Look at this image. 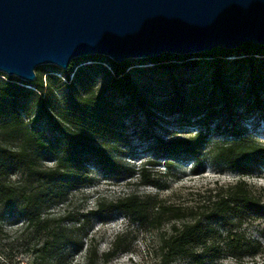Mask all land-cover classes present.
I'll use <instances>...</instances> for the list:
<instances>
[{
  "label": "trees",
  "instance_id": "obj_1",
  "mask_svg": "<svg viewBox=\"0 0 264 264\" xmlns=\"http://www.w3.org/2000/svg\"><path fill=\"white\" fill-rule=\"evenodd\" d=\"M234 55L241 57L228 59ZM263 55V45L244 43L235 50L216 47L194 55L165 53L147 58L145 61L158 69L191 68L200 60L210 66V77L203 89L196 83L187 88L173 78L171 90L159 99L134 80L128 60L115 63L101 55L84 56L104 69L103 64H108L105 86L93 90L77 71L70 77L73 59L62 75L67 105L61 108L54 86L55 80L61 78L35 71L36 78L29 83L34 87L29 91L35 103L32 113L22 104L23 86L11 82L17 79L0 77V220L10 216L19 223L16 236L0 247V264H70L71 252L81 250L85 253L84 264H97L93 237L79 236L88 214L53 217L47 212L62 196L59 187L88 182L89 164L116 175L127 172L140 185L163 188L149 172L148 166L155 164L153 160L136 169L129 168L111 149L113 146L93 141L112 132L109 118L118 108L115 98L123 101L119 109L139 110L149 123L156 122L157 117L177 115L180 122L200 127L180 137L153 135V158L162 159L164 166L169 168L175 160L191 159L192 172L198 173L210 162L235 171L238 178L225 186L205 188L200 194L204 203L189 210L165 204L155 196L130 193L113 201L98 200L96 208L89 212L111 216L120 211L140 225L161 224L165 218L173 220L169 232L159 237L160 256L154 264H171L177 257L188 258L192 264H212L224 253L234 259L264 254V242L247 239L242 229L247 218L263 214L259 196L242 177L264 164V142L247 134L240 125L244 118L240 110L264 107V103H258V93H253L256 83L264 81ZM231 63H237L234 71H230ZM236 72L246 75V94L252 97V103L244 101ZM40 121L46 134L38 130ZM212 127L222 134L220 138H213ZM42 157L49 158L51 164H44ZM65 220L72 223L71 227L62 224ZM5 231L0 221V233ZM16 241H23L26 247L31 245L25 262L13 249ZM118 241L119 237L115 238L113 249L102 254L104 261L114 254Z\"/></svg>",
  "mask_w": 264,
  "mask_h": 264
},
{
  "label": "rangeland",
  "instance_id": "obj_2",
  "mask_svg": "<svg viewBox=\"0 0 264 264\" xmlns=\"http://www.w3.org/2000/svg\"><path fill=\"white\" fill-rule=\"evenodd\" d=\"M264 56V55H263ZM241 56H230L228 59H236ZM130 64V72L134 80L149 91L150 96L154 99L162 98L171 90V83L175 78L179 84L185 87L196 83L203 89L206 87L210 77V66L206 60L200 62L194 67L179 66L176 69H158L147 63L145 59L135 58L128 59ZM234 61V60H230ZM99 66L94 61L87 60L85 57L75 58L70 66V77L73 72L82 73L83 79L87 85L93 90L99 91L108 81L110 72L107 63ZM230 71H234L237 63H231ZM55 65L43 64L35 68V71L46 74H52L56 79L61 78V81L55 80V93L59 101V107L67 105L65 93L67 87L62 84L65 80L62 75L64 71ZM239 75L238 86L246 103H252V97H248L246 89V75L242 72H236ZM7 74L0 71V77L4 78ZM15 77V76H14ZM11 82L23 86L21 95L23 97L22 104L27 107L32 113L35 108L33 97L29 91L34 89L29 83L24 82L19 78ZM185 80L181 83L182 80ZM23 82V83H21ZM253 93H258V99L264 103V81L256 83ZM202 96V94H199ZM253 95V94H252ZM114 102L118 108L110 116V135L104 138H93V141L102 143L115 151V154L121 159L127 167L136 169L141 163L147 160H153L155 164L148 166L152 177L158 179L163 185V188L157 189L151 185H140L138 180L133 177H128L127 172L119 175L105 169H100L94 164H89L86 169L88 182L81 185L67 183L59 187L62 196L59 201L53 202L47 210L53 217H65L71 215L73 217H81L82 214H88V222L83 230L79 231V236L87 235L93 237L96 245L99 260L97 264H154L160 256L159 237L162 233H168L170 226L174 223L173 220L165 218L161 224L153 223L140 225L132 222L122 212L116 211L111 216H106L103 212L97 214L90 213V210L96 208L98 200L113 201L118 197L125 196L130 193H136L141 197L155 196L168 205L186 207L188 210L192 207L200 206L204 203L201 197V192L205 188L215 186H225L233 183L238 174L229 169H221L210 162H206L204 167L198 173L192 172L191 159H179L173 161L171 167H166L163 160L153 158V150L151 139L153 135L163 138L180 137L188 132H196L199 130L197 124H186L178 120L177 115L157 117L156 122L149 123L139 110H122L119 109L123 105L120 98H115ZM244 118L240 125L247 134L258 141L264 142V107H254L253 110L245 112ZM23 118L25 115L22 114ZM38 130L45 133L46 127L43 122L38 124ZM46 134V133H45ZM213 138H220L222 134L217 132L212 127L211 132ZM43 163L50 165L51 160L47 157H42ZM15 171V170H14ZM16 172V171H15ZM13 173V176L17 173ZM15 177V176H14ZM250 189L259 196L260 204L263 207L261 217L251 216L246 219L242 225L244 235L250 240H259L264 242V164L259 166L251 173L242 177ZM71 184V185H70ZM5 227V233H0V247L4 243H8L16 236L18 222L10 216H3L0 220ZM180 222H176L178 225ZM63 225L71 227L72 223L63 221ZM119 237L118 248L114 254L107 260L102 259V254L113 249V241ZM23 241L14 242L13 249L18 252L20 260L25 262L27 248ZM69 257L70 264H84V250L71 252ZM171 264H192L188 258L177 257ZM212 264H264V254L256 256H244L241 259L221 254Z\"/></svg>",
  "mask_w": 264,
  "mask_h": 264
},
{
  "label": "water",
  "instance_id": "obj_3",
  "mask_svg": "<svg viewBox=\"0 0 264 264\" xmlns=\"http://www.w3.org/2000/svg\"><path fill=\"white\" fill-rule=\"evenodd\" d=\"M244 43L264 46V0H0V71L24 82L78 57L121 63Z\"/></svg>",
  "mask_w": 264,
  "mask_h": 264
}]
</instances>
